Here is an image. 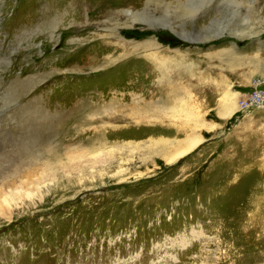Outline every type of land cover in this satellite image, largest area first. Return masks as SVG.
Wrapping results in <instances>:
<instances>
[{"label":"rangeland","instance_id":"1","mask_svg":"<svg viewBox=\"0 0 264 264\" xmlns=\"http://www.w3.org/2000/svg\"><path fill=\"white\" fill-rule=\"evenodd\" d=\"M59 1L0 0V264H264V0Z\"/></svg>","mask_w":264,"mask_h":264},{"label":"bare ground","instance_id":"2","mask_svg":"<svg viewBox=\"0 0 264 264\" xmlns=\"http://www.w3.org/2000/svg\"><path fill=\"white\" fill-rule=\"evenodd\" d=\"M62 1V0H61ZM67 0H64V1H62V2H58V3H60V4H64L65 2H66ZM68 1H70V2H72L73 4H75L76 6H77V8H78V12L80 13V12H82V7L83 6H85V4L86 5H89L90 6V3H89V0H68ZM144 1H146V0H101L100 1V3H99V5L96 7V8H98L97 10H98V12L97 13H99V15H104V14H106V15H110V16H113L114 17V15H117V17L115 18L116 20L115 21H117V24L118 25H120V24H122L120 21L121 20H124L125 22H124V24H127V26H131V25H133L132 23H130V19H131V17H136V14H135V12L134 11H132L131 9H126V10H116L115 11V9L117 8V7H124V6H127V5H129V4H134L135 6H137V5H141V4H143V2ZM189 0H177V2H178V4L179 3H183L184 5L188 2ZM242 1V0H241ZM151 2H153V0H147V4H149V3H151ZM165 2L166 3H168L169 5H171V3H173L174 1L172 0V1H167V0H160V3H162V4H165ZM242 3V2H241ZM101 4H103L104 6H102L101 7ZM145 4H146V2H145ZM95 5V4H94ZM144 5V4H143ZM49 8H51V7H48V9ZM96 8L94 9H92L91 10V12H95L96 11ZM187 11H189V12H191L188 8H185ZM122 16V17H121ZM206 17V16H205ZM110 18V17H109ZM156 26V25H155ZM158 26H161V25H158ZM157 27V26H156ZM161 27H164V26H161ZM174 31H177L176 29H174V28H172ZM116 32L117 31H114L113 29L111 30V32H109L108 34L110 35H113V37L115 38L117 35H116ZM116 39V38H115ZM119 39H122V38H119ZM112 42H113V40L112 41H105V40H103V44H101V46L99 47V49H101L100 51H98L97 53H96V56H97V58H95V61H92V63H94V65L95 64H99L98 62H101V61H103L104 60V58L106 59V60H111L110 62H113V60L115 59V58H117V57H115V58H113V56H112V49L114 48V45L112 46ZM127 42V40H124V38L122 39V41L121 42H119V44L117 43V42H115L114 44L117 46H119V45H121L122 47H125L126 46V43ZM149 42H151V41H148V42H144V43H142L141 44V46L143 45V47H145L146 45H148V43ZM152 43V42H151ZM153 45H158V43H156V42H154V44ZM133 47H136L135 45L133 46ZM146 48V47H145ZM125 52V54H127V53H129L130 52V50H127V49H125L124 50ZM104 52V53H103ZM104 54L103 56H100V54ZM123 53V54H124ZM234 57V56H233ZM236 59V58H235ZM232 112V111H231ZM193 141V140H192ZM198 142H200V139H198V140H194L193 142H190V144L185 148V149H182V150H180L177 154H182V153H185L186 151H188L189 149H191V148H193ZM174 158V157H173ZM172 158V159H173Z\"/></svg>","mask_w":264,"mask_h":264}]
</instances>
